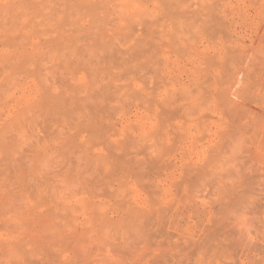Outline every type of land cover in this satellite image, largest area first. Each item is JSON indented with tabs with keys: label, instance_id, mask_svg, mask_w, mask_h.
Wrapping results in <instances>:
<instances>
[{
	"label": "rangeland",
	"instance_id": "1",
	"mask_svg": "<svg viewBox=\"0 0 264 264\" xmlns=\"http://www.w3.org/2000/svg\"><path fill=\"white\" fill-rule=\"evenodd\" d=\"M263 73L264 0H0V264H264Z\"/></svg>",
	"mask_w": 264,
	"mask_h": 264
},
{
	"label": "bare ground",
	"instance_id": "2",
	"mask_svg": "<svg viewBox=\"0 0 264 264\" xmlns=\"http://www.w3.org/2000/svg\"><path fill=\"white\" fill-rule=\"evenodd\" d=\"M261 69H262V68H261ZM261 69H258V70H261ZM261 71H262V70H261ZM263 75H264V73H263ZM261 79H262V78H261ZM244 92H246V91H244ZM248 93H249V92H248ZM244 94H245V93H244ZM245 95H248V94L246 93ZM157 115H158V114H157ZM157 117H158V116H157ZM157 124H158V123H157ZM157 124H156V125H157ZM160 126H161V124H159V127H160ZM162 128H163V126H161V128H160V129H161L160 132H161V133H164L163 131H164L165 129L162 130ZM165 128H166V127H165ZM154 129H155V128H154ZM154 129H153V130H154ZM156 130L158 131V133H157V137H160L161 135H160V133H159V130H158L157 128H156ZM154 131H155V130H154ZM165 131H166V130H165ZM151 132H152V131H151ZM147 133H148V134L150 135V137H151V133H150L149 131H148ZM142 134L144 135V132H143ZM165 134H166V132L164 133V135H165ZM143 135H141V136H143ZM158 135H160V136H158ZM166 135H167V134H166ZM154 136H155V135H154ZM147 137H148V136H147ZM147 137H146V138H147ZM152 137H153V136H152ZM150 139H152V140L154 141V144H155V137L150 138ZM150 139H149V140H150ZM150 141H151V140H150ZM151 142H152V141H151ZM151 144H152V143H151ZM130 171H131V170H130ZM238 173H240V171H238ZM238 175H239V174H238ZM242 176H243V175H242ZM242 176H241V174H240V177H242ZM238 179H239V176H238ZM223 186L226 187L225 185H223ZM233 186H235V185H233ZM229 189H230V188H229ZM233 190H234V189H233ZM234 191H235V190H234ZM237 191H238V190H237ZM237 191H236V192H237ZM229 192H230V191H229ZM229 194H230V193H229ZM122 198H123V197H122ZM262 198H263V199H262L263 202H262V204H261L260 206H261V207H262V206L264 207V196H263ZM260 199H261V198H260ZM260 199H259V202L257 201L258 203L261 202ZM237 200H238V198H237ZM257 202H256V203H257ZM255 205H257V204H255ZM260 206H259V207H260ZM257 209H258V207H257ZM261 209H262V208H261ZM261 209H259V210L262 211ZM130 214H131V213H130ZM135 217H136V216H135ZM149 217H150V216H149ZM149 217L146 216V218L150 220ZM152 219H153V218H151V220H152ZM123 220H125V219H122L121 222H120V221L117 222L118 224H119V223H122V224H119L118 227H120L121 225H124ZM132 220H135V219L132 218L131 221H132ZM142 220L145 221V220H146L145 217H143ZM124 222H127V221L125 220ZM146 222H147V220H146ZM152 222L154 223V219H153ZM155 223H156V222H155ZM157 223H159V222H157ZM160 223H161V221H160ZM118 224H117V225H118ZM141 224H142V222H141ZM139 225H140V224H139ZM140 227H141V225H140ZM140 227H139V230H135V239H134V240H136V239L138 238V236H140V233H139V232H141ZM138 231H139V232H138ZM136 234H137V235H136ZM230 236H231V235H230ZM230 236H229V237H230ZM140 237H141V236H140ZM140 237H139V238H140ZM232 237H234V236L232 235ZM232 237H231V238H232ZM231 238H229V240H230ZM122 239H123V235H122ZM205 239H207V238H205ZM134 240H132V241L134 242ZM234 240H235V238H234ZM133 242H131V244H133ZM207 242H209V238H208ZM230 243L232 244L231 241H230ZM233 243H234V242H233ZM206 244H207V243H206ZM133 245H134V244H133ZM207 245H208V247H209V249H210L211 246H210L209 244H207ZM233 245H234V244H233ZM233 245H232V246H233ZM125 246H126V245H125ZM125 246L122 247V248L125 249V248H126ZM131 246H132V245H131ZM133 247H135V246H133ZM212 247H213V246H212ZM216 247H217V246H216ZM216 247L214 248V252L217 251V248H216ZM200 248H202V247H200ZM124 249H123V251H124ZM133 249H134V248H133ZM203 249H204V246H203ZM209 249H208V248H207V250L204 249V251H205V252H209V251L212 250L213 248H211L210 250H209ZM127 250H129V249L127 248L126 251H127ZM200 250H201V249H200ZM208 250H209V251H208ZM133 251H135V250H133ZM202 251H203V250H202ZM204 251H203V252H204ZM212 251H213V250H212ZM124 252H125V251H124ZM129 252H130V251H129ZM203 252H202V253H203ZM125 253H126V252H125ZM125 253H124V255L126 256V254H128V253H126V254H125ZM129 254H130V253H129ZM127 256H128V255H127ZM129 256H130V255H129ZM165 256H166V255H165ZM132 257H133V256H132ZM196 260H199V262H200V261H202L203 259H202V257H199V254H198ZM196 262H197V261H196ZM199 262H197V263H199ZM118 263H119V262H118ZM166 263H167V262H166ZM179 263H180V261H179ZM182 263H183V261H182ZM163 264H164V263H163ZM169 264H170V263H169ZM180 264H181V263H180ZM184 264H186V263H184ZM189 264H190V263H189ZM208 264H209V263H208Z\"/></svg>",
	"mask_w": 264,
	"mask_h": 264
}]
</instances>
